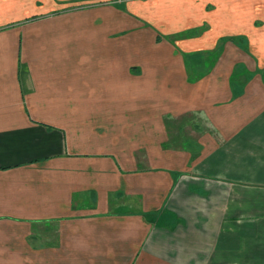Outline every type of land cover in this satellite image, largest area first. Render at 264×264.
<instances>
[{"label": "crops", "instance_id": "0c3cea01", "mask_svg": "<svg viewBox=\"0 0 264 264\" xmlns=\"http://www.w3.org/2000/svg\"><path fill=\"white\" fill-rule=\"evenodd\" d=\"M0 0V264H264V0Z\"/></svg>", "mask_w": 264, "mask_h": 264}, {"label": "rangeland", "instance_id": "374dc122", "mask_svg": "<svg viewBox=\"0 0 264 264\" xmlns=\"http://www.w3.org/2000/svg\"><path fill=\"white\" fill-rule=\"evenodd\" d=\"M103 2H105V3H107V2L114 3V2H116V0H105Z\"/></svg>", "mask_w": 264, "mask_h": 264}]
</instances>
